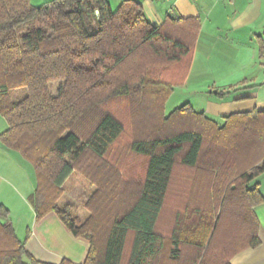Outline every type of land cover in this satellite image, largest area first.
I'll list each match as a JSON object with an SVG mask.
<instances>
[{
	"label": "trees",
	"instance_id": "16d2710c",
	"mask_svg": "<svg viewBox=\"0 0 264 264\" xmlns=\"http://www.w3.org/2000/svg\"><path fill=\"white\" fill-rule=\"evenodd\" d=\"M199 27L170 16L155 26L135 0H0V143L33 168L35 217L55 213L90 245L82 263L59 264H230L259 245L263 196L250 183L264 172V111L221 123L188 104L164 111ZM123 102L139 117V166L111 154L125 125L110 107ZM74 171L94 186L83 222L58 205ZM7 217L0 207V264H51L26 253Z\"/></svg>",
	"mask_w": 264,
	"mask_h": 264
},
{
	"label": "crops",
	"instance_id": "0c3cea01",
	"mask_svg": "<svg viewBox=\"0 0 264 264\" xmlns=\"http://www.w3.org/2000/svg\"><path fill=\"white\" fill-rule=\"evenodd\" d=\"M29 1L39 5L47 0ZM121 1L108 0L111 7L112 4L117 7ZM135 1L155 26L163 24L167 16L199 19L200 27L184 84L210 72L218 89L205 98L197 111L218 123L226 115L264 111V0ZM5 121L0 115V133L8 127ZM35 185L30 164L0 143V207L7 209V220L14 226L18 238L24 240L26 253L45 263L59 264L63 259L82 263L89 242L74 236L53 212L40 219L35 217L29 201ZM250 185H257L263 196V202L253 209L260 243L235 254L230 264H264V172ZM87 217L86 210L83 217L78 218L83 222Z\"/></svg>",
	"mask_w": 264,
	"mask_h": 264
},
{
	"label": "rangeland",
	"instance_id": "374dc122",
	"mask_svg": "<svg viewBox=\"0 0 264 264\" xmlns=\"http://www.w3.org/2000/svg\"><path fill=\"white\" fill-rule=\"evenodd\" d=\"M116 4H112V7L115 8ZM205 77L201 79H190L189 84L185 85L175 83L172 85V90L168 93L165 103L164 111L165 113L170 112L176 107H180L184 104H188L193 107L195 110H200L201 106L207 96H211L213 91L215 92L218 88L214 86L213 78L211 77L210 72H205ZM58 88V83H53L51 85L52 93H56ZM227 89V88H226ZM22 90H16L12 93V100L23 97L24 92ZM25 91V90H24ZM227 93V92H226ZM131 106L127 102L117 103L110 107L111 112L125 125V131L116 146L112 149L113 156L115 154L122 155L125 162L130 165H140L138 158L134 156L129 149V142L137 135L135 130V120L138 115L130 110ZM151 126L149 119L146 120V128H151V130L157 127V124L153 123L154 121L150 118ZM6 122V121H5ZM141 122H144L143 120ZM149 126V127H148ZM16 156L20 155L12 151ZM137 177V176H136ZM94 186H92L87 179L84 178L82 174L77 171H74L72 176L66 181L63 186V192L58 199V205L62 206L64 204H70L72 206L73 213L78 217H83V214L86 213L84 207L85 201L89 197L90 193L93 191ZM17 226L19 224L17 223Z\"/></svg>",
	"mask_w": 264,
	"mask_h": 264
}]
</instances>
